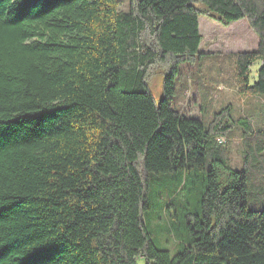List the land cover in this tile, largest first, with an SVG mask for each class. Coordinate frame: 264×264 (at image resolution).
I'll use <instances>...</instances> for the list:
<instances>
[{"label":"trees","instance_id":"trees-1","mask_svg":"<svg viewBox=\"0 0 264 264\" xmlns=\"http://www.w3.org/2000/svg\"><path fill=\"white\" fill-rule=\"evenodd\" d=\"M129 1L0 0V264H264V127L174 106L179 67L202 55L200 16L247 21L258 43L234 56L238 90L264 96V0ZM155 63L169 66L157 104ZM179 171L204 187L193 213L172 219L175 194L161 210L171 257L143 217L150 174Z\"/></svg>","mask_w":264,"mask_h":264},{"label":"rangeland","instance_id":"rangeland-1","mask_svg":"<svg viewBox=\"0 0 264 264\" xmlns=\"http://www.w3.org/2000/svg\"><path fill=\"white\" fill-rule=\"evenodd\" d=\"M129 0H118L119 11L126 12ZM202 42L199 59L179 67L175 80L174 106L183 116L195 118L208 124L213 116L223 109L229 108L228 115L237 120L247 119L254 129L264 127V96L240 94L235 70L234 56L239 53L254 51L257 47V36L251 31L246 20L233 23L228 27L200 16L198 20ZM261 63L255 62L249 69V82L257 80V71ZM169 71L168 64L155 63L147 72L146 85L157 104L161 99L162 83ZM242 129L234 125L226 133L228 158L233 170L242 167ZM225 142V141H224ZM185 181L187 182L185 184ZM204 175L202 171L161 174L149 177L148 207L143 220L153 245L158 250L168 251L170 256L178 253L176 241L165 230L168 217L161 215V210L171 195L178 196L170 215L194 212L202 193ZM182 190V192H180ZM151 216L150 223L146 218ZM161 219L157 221V219ZM137 264H144L137 260Z\"/></svg>","mask_w":264,"mask_h":264},{"label":"built area","instance_id":"built-area-1","mask_svg":"<svg viewBox=\"0 0 264 264\" xmlns=\"http://www.w3.org/2000/svg\"><path fill=\"white\" fill-rule=\"evenodd\" d=\"M216 141H217L219 144H223V143H224V139H223V138H217Z\"/></svg>","mask_w":264,"mask_h":264}]
</instances>
